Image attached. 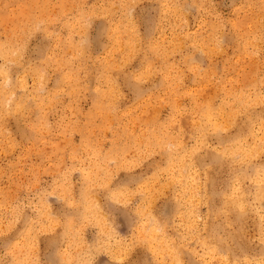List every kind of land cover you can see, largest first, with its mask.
<instances>
[{
    "label": "rangeland",
    "instance_id": "rangeland-1",
    "mask_svg": "<svg viewBox=\"0 0 264 264\" xmlns=\"http://www.w3.org/2000/svg\"><path fill=\"white\" fill-rule=\"evenodd\" d=\"M263 186L264 0H0V264H264Z\"/></svg>",
    "mask_w": 264,
    "mask_h": 264
},
{
    "label": "bare ground",
    "instance_id": "bare-ground-1",
    "mask_svg": "<svg viewBox=\"0 0 264 264\" xmlns=\"http://www.w3.org/2000/svg\"><path fill=\"white\" fill-rule=\"evenodd\" d=\"M254 153H255V152H254ZM263 187H264V186H263ZM85 194H86V193H85ZM81 203H82V202H81ZM83 204H84V203H83ZM85 204H86V203H85ZM87 205H88V204H87ZM88 209H89V208H88ZM88 209H87V210H88ZM84 210H85V209H84ZM147 228H148V227H147ZM145 229H146V228H145ZM150 229H153V228H150ZM143 230H144V229H143ZM153 230H156V229H153ZM153 230H150V231L152 232ZM146 232H147V230H146ZM154 232H155V231H154ZM154 232H152V235H153ZM149 238H150V237H149ZM149 238H148V239H149ZM172 262H174V261H172Z\"/></svg>",
    "mask_w": 264,
    "mask_h": 264
}]
</instances>
